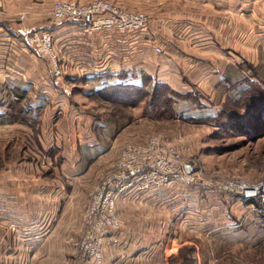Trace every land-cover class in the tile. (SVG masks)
<instances>
[{
    "label": "crops",
    "instance_id": "crops-1",
    "mask_svg": "<svg viewBox=\"0 0 264 264\" xmlns=\"http://www.w3.org/2000/svg\"><path fill=\"white\" fill-rule=\"evenodd\" d=\"M137 1L130 8L151 19L143 40L120 32L88 37L80 31L82 21L56 23L50 13L55 0H0V129L18 128L14 119L20 111L32 126L21 130L36 134L42 154L35 162L0 165V264H75L79 258L76 243L83 235L88 192L101 165L112 160L107 135L113 139L115 127L111 132L104 121L95 122L75 102L109 85H141L143 72L179 94L198 90L213 101L230 89L225 87L241 92L248 86L254 79L248 63L264 73V0ZM27 26L53 34L63 79L52 78L35 53L23 32ZM157 45L165 47L162 55ZM49 103L60 110L55 123ZM39 120L42 125L33 130ZM180 187L175 182L151 195L122 198L118 212L124 225L106 237L102 263L139 264L165 237L167 249L179 240V235L147 237L152 223L144 215L151 218L153 209L172 214L181 229L216 221L214 203L209 208L195 188L183 195ZM218 210L223 216V206ZM137 215L145 235L136 238Z\"/></svg>",
    "mask_w": 264,
    "mask_h": 264
},
{
    "label": "rangeland",
    "instance_id": "rangeland-1",
    "mask_svg": "<svg viewBox=\"0 0 264 264\" xmlns=\"http://www.w3.org/2000/svg\"><path fill=\"white\" fill-rule=\"evenodd\" d=\"M73 2L77 3L75 0ZM112 2L130 12L139 11L130 8L132 0ZM137 3L141 1L138 0ZM51 11L52 8L50 13ZM23 30L36 31L29 26ZM125 35L133 37L131 34ZM164 48L161 47L162 54ZM39 56L45 59L52 78L65 77V74L55 76L50 60ZM248 67L253 71L255 79L250 87L262 98L264 73H261L255 64L248 63ZM142 76L143 81H158L145 72ZM225 88L230 89L213 101L209 95L198 90L192 94L169 95L172 104L164 109H158L150 97L144 98L142 102L136 101L139 95L136 97L135 92L127 93L128 99L116 96L117 92L107 91L101 96L90 95L87 99L84 98L85 100L80 99L81 102H75L83 105L86 114H90L95 122L104 121L109 125L111 132L115 127V137L112 139L107 135V145L112 146L108 149L112 152V160L101 165L103 167L99 178L118 159L126 143L144 141L141 139L146 140L151 134L162 133L183 153L186 162L194 167L193 181L177 182L181 185L179 189L182 194L190 188H195L200 201H207L209 208L215 204L216 221L210 224L211 222L201 220L200 227L195 230L187 226L181 229L172 214L152 208L151 218L144 215L146 221L150 219L152 223V231L147 232V237L179 235V240L172 241L167 249L165 237L163 243L159 242L160 248L148 259L138 258L139 264H264V192L246 199L245 194L238 188L242 184L252 185L253 188L262 187L264 184V107L256 111L247 105L250 102L249 98H245L247 93L243 96L242 91H232L230 86ZM73 89L75 95H82V89ZM150 90L152 87L149 84V89L144 91V95ZM188 103L193 109H188ZM48 105L50 110H47L50 113L54 110L56 112L52 118L55 123L60 110H57L55 105L53 107L52 103ZM17 113L19 115L16 116L18 118L15 117L14 123L19 129L14 128L10 132L0 129V165L3 168L19 161L35 162L38 156L42 155L41 151H37L39 138L36 134L29 136L21 130L32 126L21 117L20 111ZM42 123H36L32 129L40 128ZM247 200L256 202L258 206H245ZM236 203L240 204L236 206ZM219 206H223V216L218 210ZM124 221L121 229L115 233L121 232ZM132 221L137 238L139 234H144L143 218L137 215ZM77 262L78 259L75 264Z\"/></svg>",
    "mask_w": 264,
    "mask_h": 264
},
{
    "label": "built area",
    "instance_id": "built-area-1",
    "mask_svg": "<svg viewBox=\"0 0 264 264\" xmlns=\"http://www.w3.org/2000/svg\"><path fill=\"white\" fill-rule=\"evenodd\" d=\"M54 22L73 20L84 22L81 33L88 37L108 32H120L136 38H147L150 32V17L143 12L128 11L106 0H92L83 5L70 0H55L52 6ZM36 54L48 58L55 76L63 75L64 61L54 42L53 34L44 30H23ZM162 54L160 46L155 47ZM82 68L81 73L85 74ZM111 167L89 192V203L84 211V229L77 243V264H103V245L106 237L118 232L122 216L118 205L130 195H151L172 183L193 181V166L186 162L183 153L162 133H154L144 141L128 142ZM191 166L192 172L186 167ZM248 185V186H247ZM249 184L239 185L247 198Z\"/></svg>",
    "mask_w": 264,
    "mask_h": 264
},
{
    "label": "trees",
    "instance_id": "trees-1",
    "mask_svg": "<svg viewBox=\"0 0 264 264\" xmlns=\"http://www.w3.org/2000/svg\"><path fill=\"white\" fill-rule=\"evenodd\" d=\"M255 80V79H254ZM254 80H250L247 82V87L242 91L243 96L244 93H247V96L245 98H249V103H247V105H249L251 108H254L256 111L260 110L261 108L264 107V97L259 98L258 95H256V91L254 89H252V83L254 82ZM149 84L152 87V90H150L149 92H147L148 94L144 95V91L146 89H149ZM107 91H111V92H117L116 96H119L120 98H125L127 96V93L131 92H135V96L138 97L139 95V99L136 101L138 102H142V100L144 98H149L150 100L154 103V105H157L156 107L159 108H165V107H170L171 106V101H170V97L169 95H177L180 96L181 94L177 93L176 91H174L171 87H169L166 83H160L156 80H149V81H143V76H142V83L141 85H129V84H125V83H118L117 85H109L103 89H101V91L95 92L93 94H91V96H101L102 93L107 92ZM241 93V96H242ZM261 97V96H260ZM128 99V97H126ZM254 106V107H253ZM255 205L258 206L256 204V202H253L252 200H247L245 201L244 205Z\"/></svg>",
    "mask_w": 264,
    "mask_h": 264
},
{
    "label": "bare ground",
    "instance_id": "bare-ground-1",
    "mask_svg": "<svg viewBox=\"0 0 264 264\" xmlns=\"http://www.w3.org/2000/svg\"><path fill=\"white\" fill-rule=\"evenodd\" d=\"M247 195H251V196H254V195H257L259 193H263L264 192V184L262 187H247Z\"/></svg>",
    "mask_w": 264,
    "mask_h": 264
},
{
    "label": "water",
    "instance_id": "water-1",
    "mask_svg": "<svg viewBox=\"0 0 264 264\" xmlns=\"http://www.w3.org/2000/svg\"><path fill=\"white\" fill-rule=\"evenodd\" d=\"M186 170H187L188 172H192V167L187 165Z\"/></svg>",
    "mask_w": 264,
    "mask_h": 264
}]
</instances>
